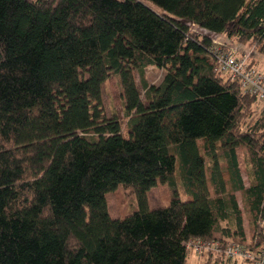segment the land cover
<instances>
[{"label":"trees","instance_id":"obj_1","mask_svg":"<svg viewBox=\"0 0 264 264\" xmlns=\"http://www.w3.org/2000/svg\"><path fill=\"white\" fill-rule=\"evenodd\" d=\"M145 1L162 13L141 0H0V264H188L192 239L248 245L239 192L264 243V110L252 118L257 97L192 28L264 54V0ZM149 67L166 71L157 88ZM112 76L127 135L104 110ZM160 184L171 199L152 209ZM120 186L136 206L114 219Z\"/></svg>","mask_w":264,"mask_h":264},{"label":"rangeland","instance_id":"obj_2","mask_svg":"<svg viewBox=\"0 0 264 264\" xmlns=\"http://www.w3.org/2000/svg\"><path fill=\"white\" fill-rule=\"evenodd\" d=\"M146 4L150 5L153 9L158 11L159 13H162V11L153 5L152 3L143 0ZM195 30H199L198 27H192ZM205 32V31H204ZM206 33V32H205ZM221 41H226V38L220 37ZM235 41H230L228 44H231L232 46L240 49L242 52H252V55L255 56V59L259 61L257 64V67L260 70L264 71V54L255 51L256 49L249 47L246 44L241 43H234ZM253 49L254 51H252ZM252 60V59H251ZM166 71L163 69H159L156 67H149L146 70V78L148 83L153 87L157 88L162 83V80L165 76ZM138 85L140 88V91L142 93V99L143 101H146L145 98V91L142 87V84L140 83V79L138 75H136ZM121 85L119 82V79L115 76H112L110 79H108L104 86H103V101H104V110L106 115L109 117L116 116L119 118V120L122 123L123 127V134H128V126H127V118L125 116L124 112V106H123V96L121 91ZM154 96L157 95V91L153 93ZM256 116L252 117L254 120L257 118L259 113L263 111V108L260 104H257L254 108ZM200 146L202 151L204 152V143L200 142ZM238 159L240 168L244 177V181L246 186L248 187L251 184V180L249 178V171L248 168L250 167V157H249V150L245 145H242L238 147L237 149ZM207 164L210 165L209 159H207ZM208 176L210 175V169L208 167L207 169ZM176 182L178 191L180 194V197L183 201L188 200V196L185 193L182 179L179 174V170L176 174ZM172 191L168 185L160 184L157 187L153 188L149 194V201H150V207L152 209H157L162 206H165L169 203L171 199ZM237 198L240 204V207L243 211V219H244V225H245V231L247 236V244H250V242L255 239H253V231L250 224V214L247 210V205L245 201V196L242 192H239L237 194ZM107 201L109 206V212L112 218L118 219V218H124L128 214H130L133 209L136 206V198L134 195V192L132 189L124 186H120L116 191L109 193L107 195ZM208 262V255L203 256H197L194 252H189V258H188V264H207ZM224 264H230L229 262H226Z\"/></svg>","mask_w":264,"mask_h":264},{"label":"built area","instance_id":"obj_3","mask_svg":"<svg viewBox=\"0 0 264 264\" xmlns=\"http://www.w3.org/2000/svg\"><path fill=\"white\" fill-rule=\"evenodd\" d=\"M198 31L214 41L215 46L212 52L217 59L219 71L231 76L234 80H239L243 92L256 96L264 110V71L251 64V59H255V56L251 52H242L231 44L221 41L220 35L208 31L205 33L204 29ZM258 225L264 229L263 218L258 220ZM187 248L197 256L208 255V258L210 256L214 259L222 258L225 263L264 264V243L259 244L257 239L252 240L248 245L233 241L223 243L220 240L192 239L187 242Z\"/></svg>","mask_w":264,"mask_h":264},{"label":"water","instance_id":"obj_4","mask_svg":"<svg viewBox=\"0 0 264 264\" xmlns=\"http://www.w3.org/2000/svg\"><path fill=\"white\" fill-rule=\"evenodd\" d=\"M142 2H144L143 0H141ZM145 3V2H144ZM146 4V3H145ZM146 5H148V4H146ZM150 8H152L150 5H148ZM153 9V8H152ZM154 11H156L155 9H153ZM156 12H158V11H156Z\"/></svg>","mask_w":264,"mask_h":264},{"label":"crops","instance_id":"obj_5","mask_svg":"<svg viewBox=\"0 0 264 264\" xmlns=\"http://www.w3.org/2000/svg\"><path fill=\"white\" fill-rule=\"evenodd\" d=\"M225 43H228V42H230L228 39H226V41H224ZM232 42V41H231Z\"/></svg>","mask_w":264,"mask_h":264},{"label":"bare ground","instance_id":"obj_6","mask_svg":"<svg viewBox=\"0 0 264 264\" xmlns=\"http://www.w3.org/2000/svg\"><path fill=\"white\" fill-rule=\"evenodd\" d=\"M252 53V52H251Z\"/></svg>","mask_w":264,"mask_h":264}]
</instances>
